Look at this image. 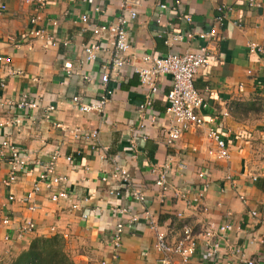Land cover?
I'll use <instances>...</instances> for the list:
<instances>
[{"label": "crops", "instance_id": "obj_1", "mask_svg": "<svg viewBox=\"0 0 264 264\" xmlns=\"http://www.w3.org/2000/svg\"><path fill=\"white\" fill-rule=\"evenodd\" d=\"M175 1L142 0L136 20L128 28L130 64L117 71L109 68L105 87L112 94L104 112L99 113L83 112L71 99L78 95L84 103L97 100L103 89L101 64L109 60L112 47L105 38L100 41L105 50L94 61L80 64L83 45L94 38L91 24L82 25L79 16L86 13L92 22L113 21L119 0H48L39 10L27 0H0L5 5L0 10V56L10 60L0 62V99L17 100L26 95L37 103L36 108L26 110L0 107V131L43 160L58 150L61 157L56 171L66 176L64 186L70 194L52 202L42 191L36 197L35 211H26L14 202L8 212L14 221L29 217L35 222L30 240L34 236H61L75 264H102L110 258L108 239L117 221L115 205L140 212L123 188H119V196L110 195L109 190L117 185L113 176L116 165L126 169L133 184L143 190L148 209L169 242L180 236L184 222L195 232L207 222L228 223L232 229L222 236L217 264H226L230 249L236 246L243 248L245 259L264 264V0H254L252 6L247 0H179L178 5ZM160 4H167V9H161ZM221 4L229 9L219 29L215 55L199 69L193 83L207 103L202 114L206 119L217 115L215 126L228 145V159L208 153L214 142L206 138L205 126L186 130L174 146H168L165 132L170 116L165 108L172 78L158 76L155 82L159 89L152 106L140 109L149 88L140 84L133 69L144 64L143 55L165 56L203 46L205 41L198 34L214 25ZM93 6L102 12L94 13ZM33 15L40 16L38 25L53 33L56 45L45 48L41 40L25 36ZM181 15L191 20L187 22ZM179 36L182 39H174ZM250 43L261 50H251ZM65 62L72 65L71 76L63 70ZM75 128L97 130L96 149L73 137L70 130ZM64 155H74V162H67ZM181 162L183 169L178 166ZM166 163L170 165L169 189L162 193L152 170ZM199 171H205L208 187L198 203L187 204L177 193L183 191L190 199L202 183ZM32 179L31 175L23 176L12 186L16 197L25 194ZM86 210L90 214L83 218ZM2 233L0 228V245H7L1 241ZM154 238V231L144 222L135 228L127 226L119 264H158ZM29 241L14 246L25 249ZM204 248L199 240L197 253L187 264H209Z\"/></svg>", "mask_w": 264, "mask_h": 264}, {"label": "built area", "instance_id": "obj_2", "mask_svg": "<svg viewBox=\"0 0 264 264\" xmlns=\"http://www.w3.org/2000/svg\"><path fill=\"white\" fill-rule=\"evenodd\" d=\"M35 5L36 9H43L48 0H27ZM142 0H119L118 12L113 21L107 22H92L90 15L84 13L79 16V21L82 25H90L93 40L83 45V56L80 59V64L92 62L98 56V53L105 50L100 41L108 38L112 47V52L109 60L101 64L100 81L103 86L96 101L92 103H84L78 95L72 97V102L78 106L83 112L97 111L104 112V108L112 91L105 86L109 81V68L117 71L124 66L130 64V58L127 55L131 44L128 38L129 25L134 22L138 15V8ZM248 5H254V0H247ZM179 4V0L175 1ZM161 9H167V4H160ZM5 5L0 4V10H4ZM229 7L221 4L217 8L214 25L205 32H199L198 37L205 41V44L198 49H188L180 53H169L165 56L158 55H143L141 60L143 65L133 66L134 72L138 75L141 85L148 86L149 94L140 104V109L150 108L154 101V96L158 92V85L155 79L161 75H170L172 84L166 93V108L165 112L170 116V125L166 128L165 143L168 146H174L175 142L182 134L190 128L206 127L205 136L208 140L214 142V148L209 149L208 153L218 159H228L230 157L229 149L222 134L215 126L217 115L211 114L206 119L202 114L207 109L205 98L194 87V77L199 69L207 66L210 60L215 55L216 47L220 40L219 29L225 23L227 11ZM94 13L102 12L99 6H93ZM187 22L191 20L189 16H180ZM39 15H33L29 18L30 27L25 32V36L41 40L45 48L57 44V39L52 32L38 25ZM159 22V19H157ZM57 24L56 21L53 22ZM187 36H190L187 33ZM182 36L175 37L174 39ZM251 50L260 51L261 48L255 43H250ZM9 62V58L0 56V62ZM63 70L67 76L72 74V65L69 62L63 64ZM88 79V76H84ZM4 86V84H2ZM0 107L6 110H26L37 107L35 101L28 100L26 95H23L17 100L0 99ZM52 110L53 107L49 106ZM222 115H227L224 112ZM2 124L0 123V126ZM70 133L75 138H80L86 141L92 149H96L98 141V131L89 130L81 131L79 128L70 130ZM79 155V151L76 152ZM61 154L58 150L49 154L48 159L43 160L29 149L23 148L14 143L9 136L0 131V170L5 167L4 173L0 174V198L4 195V199L0 201V228L3 230L1 241L5 244L23 243L29 241V237L36 231L35 222L24 217L14 221L9 215V205L14 202L21 204L26 211L33 212L37 209L36 197L42 191L47 194V197L52 202L69 197V191L65 188L67 178L64 175L57 173L56 165ZM64 159L69 162H74V155H64ZM180 169L185 168L183 162L178 164ZM170 170L168 163L155 168V185L162 193L169 189L167 176ZM33 176L30 188L20 197H16L12 191V186L21 180L23 176ZM113 176L117 179V185L109 190L111 196L120 195L119 188H123L124 194L129 196L138 204L139 213H132L130 207H113L117 221L109 235L108 244L111 247V254L108 260L102 264H119V253L122 245L123 234L125 228H135L144 222L149 226L155 234L153 248L159 253L158 264H187L194 257L198 250L199 240L204 242L203 256L209 264H217L218 256L221 250L222 236L232 229L228 223L214 224L207 222L204 227L195 232L192 227L183 223L181 226V234L174 241L169 242L167 233L162 229L157 221L152 216L148 209L149 201L143 190L133 184L129 173L119 165L114 167ZM197 176L202 180L199 189L194 192L193 196L188 199L183 191H178L177 195L183 198L187 204L198 203L204 195L205 189L208 187V182L205 180V171H199ZM105 180V176L102 177ZM243 198V197H242ZM243 201L245 199L243 198ZM76 207V205H73ZM94 210H91V212ZM252 216L256 215L255 211L250 212ZM90 214V210L82 213L85 218ZM181 216V214H178ZM231 258L226 261V264L246 263L255 264V261L245 259L242 247L236 246L230 249ZM264 262V258H263Z\"/></svg>", "mask_w": 264, "mask_h": 264}, {"label": "trees", "instance_id": "obj_3", "mask_svg": "<svg viewBox=\"0 0 264 264\" xmlns=\"http://www.w3.org/2000/svg\"><path fill=\"white\" fill-rule=\"evenodd\" d=\"M9 264H75L65 251L64 240L57 234L34 236Z\"/></svg>", "mask_w": 264, "mask_h": 264}, {"label": "rangeland", "instance_id": "obj_4", "mask_svg": "<svg viewBox=\"0 0 264 264\" xmlns=\"http://www.w3.org/2000/svg\"><path fill=\"white\" fill-rule=\"evenodd\" d=\"M23 250L21 246H14L13 244L0 245V264H9L11 260Z\"/></svg>", "mask_w": 264, "mask_h": 264}]
</instances>
